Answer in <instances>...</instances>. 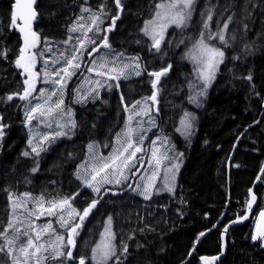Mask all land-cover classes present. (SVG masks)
I'll list each match as a JSON object with an SVG mask.
<instances>
[{
    "label": "trees",
    "instance_id": "16d2710c",
    "mask_svg": "<svg viewBox=\"0 0 264 264\" xmlns=\"http://www.w3.org/2000/svg\"><path fill=\"white\" fill-rule=\"evenodd\" d=\"M158 1L162 0H120L121 10L115 0H37L33 31L38 37L37 59L41 65L45 62L40 54L46 48L49 64L54 54L64 55L63 67L73 51L69 45L60 46L70 27L80 17H86L87 24L99 17L101 32L94 35L96 45L107 36L110 47H104L105 52L138 58L141 74L120 80V90L116 87L111 93L102 92L99 100L85 104L71 103L73 87L69 88L65 107L75 112L74 130L67 134L69 137L44 145L46 150L32 160L22 155L29 108L19 99L24 92V74L15 64L22 41L11 22L14 0H0V53H6L0 55V117L5 125L0 141V246L6 238L2 230L7 229L11 217V193H28L48 201L75 196L72 200L79 203L80 211L92 200H99L77 229L75 247L66 249L72 251L73 258L64 257L62 264H79L80 258L85 264H93L92 248L109 216L116 244L110 264H200L198 257L221 251L223 227L248 212L250 189L262 206L264 0H197L189 24L168 30L159 51L153 52L142 26L152 17ZM209 14L212 27L228 25L221 29L227 43L220 44L224 57L202 97L203 104L194 107L188 94L196 78L186 56L204 30ZM117 15L119 19L113 24ZM91 34L87 33L88 37L92 38ZM169 65L153 89L155 77L148 73ZM153 92L155 102L146 99ZM9 95L12 100L7 99ZM143 99L153 106L156 118V129L150 137L165 135L182 154L175 194L145 200L132 192L131 183L129 187H105L99 196L83 189L74 174L84 160L88 143L95 138L110 140L111 127L116 134L123 125L124 106L131 107ZM189 111L198 128L195 132L192 127L191 135L183 138L175 129L182 113ZM104 130H108V139ZM188 138L190 145L183 147ZM37 162L38 171L33 173ZM251 227L249 219L225 232L226 253L216 264H264V248L251 242ZM124 245L126 253L122 251ZM0 264H14L5 247L0 251Z\"/></svg>",
    "mask_w": 264,
    "mask_h": 264
},
{
    "label": "rangeland",
    "instance_id": "374dc122",
    "mask_svg": "<svg viewBox=\"0 0 264 264\" xmlns=\"http://www.w3.org/2000/svg\"><path fill=\"white\" fill-rule=\"evenodd\" d=\"M174 2H176V0H162L156 2L153 5L152 17L143 23L142 33L150 41L151 46L153 44V40L150 35H146L144 32L145 25L149 21L156 22L157 25L156 32L157 34H159L162 31L163 39L165 38L168 30H170L171 28L179 29V27L171 23H169L166 28H162L161 26L167 23V17L165 16V13L168 11V9L157 7L160 4L168 5ZM196 2L197 0H195L193 4L192 15L194 14L196 9ZM158 11L161 13L160 17L156 16V13ZM190 20L191 18L186 22L184 26H181V28L187 26ZM76 21L77 22H75L70 27V29L75 27L77 30L70 31L69 29V35L67 39L64 41L62 45H60L61 47H63L64 45H69L71 48L73 47V51L69 57H71L74 50H76L79 47V41L83 38L84 33L86 34L89 32L92 33L91 39H94V35L101 32L100 30L99 31L96 30L97 27L99 28L98 23L101 22V19L95 20V22L94 20H91L88 22V24L85 23L86 17H80ZM207 23L209 25V28L207 30L203 28L204 29L203 32L205 33V36H207L209 31L214 34L217 32V30H221L223 28V26L215 27V28L212 27L211 20L209 19ZM149 27L151 31L152 26ZM89 28H91L92 30L88 31ZM157 38H159V35ZM163 39L161 40V42L163 41ZM207 43L210 46L220 49L221 42L218 39H213L212 43L211 40L207 41ZM86 46H87V51L79 53V55L82 57L81 68L77 70L76 74L71 76L70 79H67V77H65V79L67 80V84L66 87L63 89L62 98L64 103L61 106V109L55 110L51 116L48 115L41 116L39 112L33 113L32 115L34 118L31 119L30 121L26 115V124L24 123V125L25 127H27V141H26V146L23 149L22 153H24L25 151L29 152L30 155L27 158L36 160V154L32 153V149L28 143L29 140H32L33 146L39 145L40 149H43L45 147L44 145L50 146L51 144H53L57 140H60L61 138H64L65 136H67V134H69L74 130L75 127L71 128V130L69 131L70 124L68 122L71 120L75 121V112L72 108H70L71 116H69L67 114L69 109L65 107L67 103L69 88L73 87L71 103L85 104L88 102H95L99 100L101 98L102 92L104 93L106 91L105 94H107V92L111 93L113 90H115L116 88L115 85L118 84L120 80L126 81L130 78L137 76L135 74L137 70L134 69V63L138 61L137 60L134 61L133 57L122 56L117 53L105 52L104 47H99V51L92 52V48L98 46L96 44L95 45L89 44L87 43V41H86ZM38 47H39V43L37 40L36 47L29 49V54H36L34 60V66L32 67L31 71L37 73L38 75L35 76V80H34L35 84L33 85L35 87V91L32 93V96L24 100L23 103L25 108L27 109L29 108L27 110V113L30 112V109L34 107V105L37 102L39 104H45V100L47 99L49 94L53 91L56 92V95L52 96L51 100L48 101V104L45 105L44 108L45 113L47 112V108L49 106L54 105L57 99L61 98L60 85L53 83V81L61 79V76H56L54 75V73L58 71L60 68H62L60 66L63 63L64 55L54 54L49 64L50 53L45 48L40 54V60L44 61L45 65H41L38 62L39 60L37 59ZM55 47L57 48L59 47V45H56ZM156 51L157 50L153 47V52ZM90 52L91 55L88 54ZM186 60L193 67L196 78L195 83L190 87V94H188V100L189 103L194 107H200L204 102L202 100V97L205 96L206 93L208 92L213 78L206 87L205 80L200 75V72L201 70H203L204 66L191 59L189 55L186 56ZM112 61H115V65L112 64ZM101 63L105 64L104 68H100ZM125 64L130 65V67L124 69V75L121 76L118 80H112V79H108L107 76L97 75L96 71L93 72L88 71V68L95 67L97 71L106 72L109 73L110 75L115 76L117 75V72L120 69H122ZM219 64L217 65L215 72ZM39 66L42 67V69H40ZM113 66L117 69V72H110V69ZM138 70L140 71L141 69L139 68ZM61 75L63 76L64 74L61 73ZM26 78H28V74L24 73V81ZM46 80L48 81L47 83H45ZM97 81H99L100 83L97 84L96 83ZM109 85H113V87L109 88ZM26 86L27 85H25L24 83V89L26 88ZM77 89H79V93H77ZM118 89L120 90V85ZM42 90L44 92V96H40V92ZM192 98H195V102H193ZM122 104L124 105V101L122 102ZM152 109L153 106H151V104L145 99L139 101V103L137 102L135 104V107H133L132 109L127 108L128 114H126L123 125L121 129L118 131V133L115 134L113 127H111L113 132L110 140H106L102 142L95 138L94 140L88 143L84 160L80 162V164L77 166V169L74 174L75 180L81 185L83 189H87L94 194L91 188L85 186L82 179L77 178V174H79V176L81 177L88 176V178H90V175L93 174L92 169L94 167L96 168L101 167L108 157L113 156L115 154L116 150L122 151L123 146L125 145L126 141L129 139V136L125 135V133L128 128H131L133 129V131L131 133L130 138L133 144V148L129 149V153L133 151L135 147H139L141 149V151L136 152V157L130 162L131 164H135L136 166L131 167L130 170L128 168H125L123 170L124 176H126L127 179H124L123 176L114 173L112 169H106L105 172L101 173V177L107 176L112 182L103 183L100 186V191L104 187H116V188L129 187V184L131 183L130 189L132 190V192L144 199V197L139 194L140 191H142V186L145 183H148L149 178L152 177L153 174H155V178L151 181L153 184L151 198L152 196H159L162 194H166V195L175 194L177 187V180L179 178V174L182 168L183 159L181 155L175 150L177 149V146L171 141L170 138L166 137L163 134L153 135L150 137V133L156 129V118L155 115L153 114ZM137 113H139V115H137ZM185 113L190 114L189 120L192 125L190 129V135L193 128H195V132L198 128V123L196 126V123H194L193 120V115H194L193 112L189 111L182 113L175 130L177 131L176 133L178 135L180 134L183 138H187L190 136L184 133L183 127L181 125V120L185 118ZM129 117H131V120L129 119ZM112 119L115 120V114L112 115ZM150 120L152 121L151 123ZM0 124H1V117H0ZM59 131H64L67 134L62 136H55V133ZM104 131H107L104 132L105 134L104 138L108 139L109 138L108 130H104ZM44 136H48V140H43ZM118 136L120 137L119 143L117 142ZM1 137L2 136H0V141H1ZM186 140L187 141H185L184 144L182 145L183 147H186L191 143L189 138ZM153 141H155V144L153 143ZM89 145H92L91 149L89 148ZM153 151H156L157 153L155 158L152 155ZM42 152L44 151H41L40 154ZM127 155L128 153H125V156ZM177 157H179V159H177ZM157 160H159V164H157L156 162ZM177 163L179 164L178 171L172 167L174 164ZM82 165L83 167H81ZM34 167H37V164H35ZM38 168H39V162H38ZM169 169H172V171H169ZM173 176L175 177V179H173ZM97 179L99 180L100 177H98ZM117 179L120 180L119 184L115 183ZM168 186L172 188L171 191L168 190ZM25 194L26 193L10 194L11 217L9 222L12 223L13 227L9 229L4 241L5 245L3 243V246L6 248L8 254H9V249H14L12 254L9 255L11 256L14 264H62V260L64 257H58L56 259H53L51 257L53 251L56 249V246L62 243L58 241L56 237L64 236L65 237L64 242H66L67 240L66 229L62 227L61 224L58 222V218L56 215L44 214V215H40L39 218L37 219L36 215L33 214L32 210L37 207L36 202L40 200V198L42 197L35 196L32 194H28L26 196ZM43 202H44V208H47L48 202L50 201L43 198ZM71 204L73 207L77 209V211H80L79 203H75L72 200ZM41 211H43V209H41ZM109 217H107L103 221L101 232L97 234V238H96L97 241L93 245L92 249L96 248L97 244L100 243L102 234L104 233V229L107 226ZM76 219L78 220V217ZM48 223H51L52 229H50L46 233L40 234L41 235L40 242L45 243V248L47 250L41 249L36 256H29L27 262H25V256L20 251V249L22 246L25 245L29 236L24 235V233H28L31 236V238L35 241L36 230H38L40 227ZM17 229H19L20 231L17 232ZM111 231L114 234L113 219H112ZM10 239L13 240V243L7 244L6 243L7 240ZM48 241L52 242L53 247H48L47 244ZM112 244L114 245L115 248L116 247L115 236L114 239L112 240ZM66 249L67 248L63 249V251L66 252ZM32 251L33 249H29V253H31ZM92 256H93V250L91 253V261L93 264H97V261L93 260ZM112 257H110L106 262H104V264H110V260L112 259Z\"/></svg>",
    "mask_w": 264,
    "mask_h": 264
},
{
    "label": "snow or ice",
    "instance_id": "6c2138e0",
    "mask_svg": "<svg viewBox=\"0 0 264 264\" xmlns=\"http://www.w3.org/2000/svg\"><path fill=\"white\" fill-rule=\"evenodd\" d=\"M34 2H35V0H29L28 4L25 6L27 8L26 13L21 11L18 14L17 12L14 11L12 13V16H11V22H12V25L14 27L16 26V21L18 18L24 20V27L19 28L20 32L23 34L24 44L22 47H20L19 55L15 61L16 67L23 69L24 73L28 74V78H26L24 81L25 85H28V87H26L24 89L23 94L19 95V99H21V100H26V99H28V97L32 96V93L35 91V87L30 83V81H31L32 77L38 75L37 73L31 71L32 67L34 66V60H35L36 54H29V49L35 48L36 44H37V40H38L37 34L34 31H32V29H31V21L36 16L35 11L32 10V8H31V4ZM194 2H195V0H176V2L170 3L168 5H164V4L158 5L157 6L158 8H167L168 9V11L165 13V16L167 17V23H165L161 27L166 28L169 23L175 24L177 27L184 26L186 24V22L191 18ZM115 3H116V7L118 9L122 10L120 0H115ZM19 6H20V0H16V7L19 8ZM172 10H175V11H172ZM84 11H90V10L84 9ZM101 11H103V10H101ZM156 16L160 17L161 13L158 11L156 13ZM98 19H99V17L93 18L94 22H95V20H98ZM116 19H119L118 15L113 17V24L115 23ZM208 19L211 20L210 14L208 15ZM229 19H231V18H229ZM149 26H152L151 31H150ZM156 27H157V25H156L155 21H149L145 25L144 32L146 35L151 36V38L153 40L152 47H154L157 51H159L161 40L163 39V33L161 31L159 34H157ZM203 27L205 30H207L209 28L208 23L205 22L203 24ZM223 27H224V29H227L228 25L225 24ZM76 30L77 29L75 27L70 29V31H76ZM91 30H92L91 28L88 29V31H91ZM96 30L99 31V28L97 27ZM110 30H111V28L108 29V31H110ZM158 35H159V38H157ZM213 39H218L221 43H225V44L227 43V41L225 39L224 30H217V32L214 34L209 31L207 36H205L204 32H201L199 40H197L194 43L193 48L188 53V55L191 59H193L197 63L202 64L204 66L203 70H201V72H200V75L204 78L206 87H207L208 83H210L211 79L214 77V72H215L217 65L222 62L223 57H224L223 51H221L219 48L210 46L207 43V41H210ZM86 41L89 44H93V45L96 44V41L94 39L88 38L87 34L84 33L83 38L79 41V47L76 50H74L71 57L66 58L65 66L60 68L58 71H56L54 73V75H56V76H61L60 80L53 81V83L60 85L61 98H58L57 101L54 103V105L49 106L47 108V112L45 113V111H44L45 105L48 104V101L51 100L52 96L56 95L55 91L51 92L49 94V96L47 97V99L45 100V104L37 103L34 107H32L30 109V112L26 114L29 121L34 118L32 115L33 113L39 112L41 114V116H44V115L51 116L55 110L61 109V106L64 103L63 98H62L63 89L66 87V84H67V80L65 79V77H67V79H70L71 76L75 75L76 71L81 68L82 57L79 55V53L87 51ZM99 47H105V48L110 47V45L108 44V41H107V36H104L102 38L101 44L98 47L92 48V52L99 51ZM88 54L91 55V52ZM0 55L6 56V53H0ZM137 59L138 58H133L134 61ZM74 61H75V63H74ZM112 64L115 65V61H112ZM104 67H105V64L101 63L100 68H104ZM129 67H130V65L125 64L123 66V68L117 72V69L113 66L110 69V72H117V75H115V76L110 75L109 73H106V72L97 71L95 69V67L88 68V71L89 72L96 71L97 75L107 76L108 79H112V80H118L121 76L124 75V69H127ZM170 67H171V65H169L167 68H164L162 71L148 73L150 76L155 77V80L152 82L153 89H156L157 83L159 82L161 76L165 75L168 72V70L170 69ZM139 68H140V64L138 62L134 63V69L137 70L135 72L136 75L141 74V72L138 70ZM70 69H71V71H70ZM61 73H63L64 75L62 76ZM248 79L250 80L251 77L249 76ZM47 82L48 81L46 80L45 83H47ZM96 83L99 84L100 82L97 81ZM111 87H113V85H109V88H111ZM115 87H119V85L116 84ZM77 93H79V89H77ZM40 96H44L43 90L40 92ZM7 99L12 100L13 97L11 95H9L7 97ZM121 99L123 100V97H121ZM146 99H151L153 102H155L156 101V92H153L152 96L149 98H146ZM192 99H193V102H195V98H192ZM133 107H135V105H133ZM125 110H127V108ZM67 114L69 116H71V110L70 109L68 110ZM137 115H139V113H137ZM189 115L190 114L185 113V118L181 120V125H182L184 133L186 135H190V129L192 126L191 122L189 120ZM129 119L131 120V117H129ZM151 122L152 121L150 120V123ZM68 123L70 124V128H69V131H70L71 128L75 127V121L71 120ZM3 127H5V125L0 124V136L3 135ZM132 131H133V129L128 128L126 133H125V135L129 136V139L126 141L125 145L123 146V150L122 151L116 150L115 154L113 156L108 157L101 167H99V168L94 167L92 169L93 174L90 175V178H88V176L81 177V176H79V174H77V178L82 179L85 186L91 188L92 191L94 193H96L98 196L100 195V186L103 183H111L112 182L107 176L101 177L102 172H105L106 169H112V171L114 173H117L118 175L123 176L124 179H127V177L124 176L123 170L125 168H128L130 170L131 167L136 166L135 164H131L130 162L136 157V152L141 151V149L139 147H135V149L129 153V149L133 148V144H132V141L130 138ZM66 134L67 133L64 131H59V132L55 133V136H62V135H66ZM43 140H48V136H44ZM117 142L118 143L120 142L119 136L117 137ZM28 143L32 149V153H35L37 156H39L40 150H43V149H40L39 145L33 146L32 140H29ZM153 143L155 144V141H153ZM89 148L91 149L92 145H89ZM38 149H40V150H38ZM125 153H128V155L125 156ZM22 155H24L25 157H28L30 155V153L25 151L24 153H22ZM152 155L155 158L157 155L156 151H153ZM180 155H182V154H180ZM177 159H179V157H177ZM156 162H157V164H159V160H157ZM81 167H83V165ZM172 167L178 171L179 164L178 163L174 164ZM36 171H38V162H37V167L32 168L33 173H35ZM169 171H172V169H169ZM98 177H100L99 180L97 179ZM154 178H155V174H153V176L149 178L148 183H145L142 186V191H140V193H139L140 195H142L144 197L145 200H148L151 198L152 189H153V184L151 181ZM173 179H175L174 176H173ZM115 183L119 184L120 180L117 179L115 181ZM138 187H140V186H138ZM168 190L171 191L172 188L170 186H168ZM25 195L27 196L28 194H25ZM76 195H79V193H77ZM10 199H11V197H10ZM72 199H75V196L66 197V198L61 199L59 201H50V202H48V207L44 208L43 198H40V200H38L36 202L37 207L32 210L33 214L36 215L37 219L39 218L40 215H44V214L56 215L58 218V222L67 231L66 242H64L65 241L64 236H57L56 237V239L62 243L59 244L58 246H56V249L53 251V254L51 257L53 259H56L58 257H65V258L71 260L73 258L71 250H68L65 252V251H63V249L69 248V246H71V248L75 247L74 237H75V235L78 234L77 229H79L81 227L85 218L91 214L93 209H95L97 204L99 203V200H92L91 203L88 204L86 207H84L81 211H77V209L75 207H73L71 204ZM253 199H254V197H253ZM41 209H43V211H41ZM261 215L264 216V213H261ZM77 217H78V221L76 219ZM111 226H112V218L109 217L108 222H107V226L105 227L104 233L102 234L101 241L99 244H97L96 248L93 249L92 258H93V260L97 261V264H104V262H106L110 257L115 255V248H114V245L112 244V240L114 239V234L111 231ZM12 227H13L12 223L9 222L8 229H11ZM32 227H35V226H32ZM8 229L2 230V234L4 236L7 235ZM50 229H52V225H51V223H48V224L40 227L38 230H36L35 241L31 238V236L28 233H24V235L29 236L25 245L22 246L20 249V251L25 256V262H27L29 256H36L40 252L41 249L47 250L45 248V243L40 242L41 241V235L40 234L46 233ZM19 231L20 230L17 229V232H19ZM253 239L255 240L256 237L253 236ZM6 243L12 244L13 240H11V239L7 240ZM47 244H48V247H53V244L51 241H48ZM29 249H33V251L31 253H29ZM3 250H4V246H0V251H3ZM13 251H14V249H9V255H11ZM122 251L124 253L127 252V245H124ZM203 259L205 261L208 260V258H203ZM79 264H85L84 258L79 259Z\"/></svg>",
    "mask_w": 264,
    "mask_h": 264
},
{
    "label": "water",
    "instance_id": "95a60500",
    "mask_svg": "<svg viewBox=\"0 0 264 264\" xmlns=\"http://www.w3.org/2000/svg\"><path fill=\"white\" fill-rule=\"evenodd\" d=\"M28 2H29V0H20V6H19V8H17L16 7V0H14L12 13L14 11L17 12L18 14L21 11L26 13L27 12V8L25 6L28 4ZM36 2H37V0H35V2L31 4L32 10H34L35 13H36L35 18L31 21V29H32V31H33V27H34V24H35L36 19H37V12L35 10ZM16 24H17L18 34L20 35V38H21V41H22V46H23V44H24L23 34L20 32L19 28L20 27H24V20L18 18L17 21H16ZM30 83L32 85H34V77H32ZM250 195H251V204H250L248 212L245 215H243L241 218L234 219V220L230 221L227 225H225L223 227V232L221 233V253H219L217 255H213V256H205V257L199 258V261L202 264H216L218 260H221L224 257L225 253H226V246L227 245H226L225 232L228 229H232L234 227H237V226L243 224L244 222L248 221L254 215L256 209L259 207L260 201H259V198L253 193L252 189H250ZM253 197H254V199H253ZM263 203H264V199H263ZM263 208H260L258 211L263 210ZM253 236L256 237V239L254 240L255 243L259 239H261V245L264 248V216L259 217L258 221L256 222L255 228H254V232H253ZM203 258H208V260L205 261Z\"/></svg>",
    "mask_w": 264,
    "mask_h": 264
},
{
    "label": "bare ground",
    "instance_id": "6f19581e",
    "mask_svg": "<svg viewBox=\"0 0 264 264\" xmlns=\"http://www.w3.org/2000/svg\"><path fill=\"white\" fill-rule=\"evenodd\" d=\"M261 213H264V210H263V211H261L259 214H261ZM219 253H221V251H220ZM219 253H218V254H219ZM215 255H217V254H215Z\"/></svg>",
    "mask_w": 264,
    "mask_h": 264
}]
</instances>
